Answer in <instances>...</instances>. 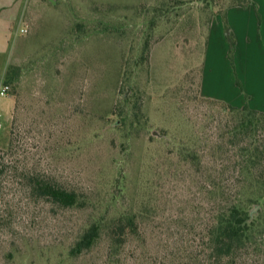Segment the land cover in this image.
<instances>
[{"label": "rangeland", "instance_id": "374dc122", "mask_svg": "<svg viewBox=\"0 0 264 264\" xmlns=\"http://www.w3.org/2000/svg\"><path fill=\"white\" fill-rule=\"evenodd\" d=\"M19 3L0 11L3 30L11 24L0 72L22 71L7 96L17 110L1 120L0 157L19 174L84 193L86 202L73 209L34 202L15 173L0 264H264V194L238 173L244 149L264 151V122L236 135L237 114L202 95L209 47H216L213 11L198 0ZM228 31L231 76L243 91ZM118 119L123 124L114 127ZM191 146L202 155L199 172L189 165ZM257 168L264 174V158ZM242 196L259 202L249 209L260 233L220 259L211 231L223 205ZM122 214L138 227L121 248L113 250L105 232L92 249L70 255L93 222Z\"/></svg>", "mask_w": 264, "mask_h": 264}, {"label": "trees", "instance_id": "16d2710c", "mask_svg": "<svg viewBox=\"0 0 264 264\" xmlns=\"http://www.w3.org/2000/svg\"><path fill=\"white\" fill-rule=\"evenodd\" d=\"M205 4L207 8L213 11V15L223 16L225 26H228L227 11L234 7L246 8L253 3L252 0H228V7H224L222 2L226 0H198ZM178 3H184L185 0H176ZM218 8L219 11H215ZM211 23V21H209ZM148 41L142 60L148 61ZM235 45H232L234 51ZM21 68L17 65H9L5 68V73L2 75L0 72V82L3 85H9L12 90V86H15L21 75ZM224 107V110H228L232 113H236L238 119V125L235 124L233 130L237 135L247 134L249 128L254 127L257 122H264V112H259L251 109L248 105L243 108L233 107L223 101H215ZM17 110V106H15ZM114 127H120L123 124L122 119L114 121ZM244 156L239 159L238 173L244 177H251L253 183L256 182L255 188L259 192V196L264 194V174L257 168L261 158H264V151L261 152L257 148L252 146L244 149ZM189 165L196 172L202 169V155L201 152L189 147ZM257 162V164H256ZM15 173L18 176H22L27 180L26 190L30 197L37 203L49 204L55 207L64 209L83 208L85 206V195L74 189L65 187L61 183L48 178L46 176L35 174L32 172L15 170L13 163L10 159L0 157V229L5 228L7 218L5 208L10 206L8 192L11 188H15L17 185ZM257 198H244L239 197L233 202H226L220 209L219 214L216 217L213 230L211 231V240L214 248L217 251V255L220 259H231L236 251H239L246 247L247 244L255 240L256 234L260 233L259 229L261 222L259 220L252 219V212L249 209L253 203H257ZM137 221L136 217L122 214L114 217L110 220H101L93 222L82 235L79 241L70 250V255L80 256L84 252L92 249L101 239L106 232L108 239L111 243V248H121L126 242L129 236L137 233ZM11 256V254H10Z\"/></svg>", "mask_w": 264, "mask_h": 264}, {"label": "crops", "instance_id": "0c3cea01", "mask_svg": "<svg viewBox=\"0 0 264 264\" xmlns=\"http://www.w3.org/2000/svg\"><path fill=\"white\" fill-rule=\"evenodd\" d=\"M19 1L0 0V11L7 7L18 10L17 6L22 4ZM252 1L246 8L234 7L227 11L229 36L233 37L235 43L234 75L242 83L243 91L236 86L235 78L231 76L224 37L226 26L220 15L213 16L209 25L208 31L211 37L216 38V47L213 50L212 44L209 47L207 66L200 86L202 95L207 98L223 101L236 108L248 105L253 110L264 112V0ZM23 16L22 13L20 20ZM2 25L3 21L0 20V57L6 48V31L11 24L5 22L4 30ZM217 51L226 77L217 61L213 63ZM2 85L0 83V87ZM7 98L0 97V117L3 122L12 114L16 105L15 99Z\"/></svg>", "mask_w": 264, "mask_h": 264}, {"label": "built area", "instance_id": "2783aa9c", "mask_svg": "<svg viewBox=\"0 0 264 264\" xmlns=\"http://www.w3.org/2000/svg\"><path fill=\"white\" fill-rule=\"evenodd\" d=\"M22 33L26 32L25 29L21 30ZM11 91V87L9 85H2L0 87V97H6L9 95V92ZM2 128V123H1V117H0V130Z\"/></svg>", "mask_w": 264, "mask_h": 264}, {"label": "water", "instance_id": "95a60500", "mask_svg": "<svg viewBox=\"0 0 264 264\" xmlns=\"http://www.w3.org/2000/svg\"><path fill=\"white\" fill-rule=\"evenodd\" d=\"M227 36L229 37V31L227 32Z\"/></svg>", "mask_w": 264, "mask_h": 264}]
</instances>
